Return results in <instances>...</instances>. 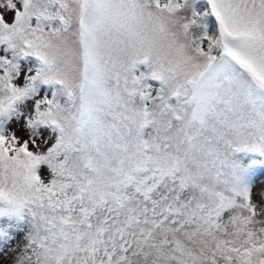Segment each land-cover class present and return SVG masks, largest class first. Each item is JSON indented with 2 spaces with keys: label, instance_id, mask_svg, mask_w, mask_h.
Here are the masks:
<instances>
[{
  "label": "snow or ice",
  "instance_id": "6c2138e0",
  "mask_svg": "<svg viewBox=\"0 0 264 264\" xmlns=\"http://www.w3.org/2000/svg\"><path fill=\"white\" fill-rule=\"evenodd\" d=\"M264 0H0V264H264Z\"/></svg>",
  "mask_w": 264,
  "mask_h": 264
},
{
  "label": "rangeland",
  "instance_id": "374dc122",
  "mask_svg": "<svg viewBox=\"0 0 264 264\" xmlns=\"http://www.w3.org/2000/svg\"><path fill=\"white\" fill-rule=\"evenodd\" d=\"M256 179L258 183H264V170H258L256 172Z\"/></svg>",
  "mask_w": 264,
  "mask_h": 264
}]
</instances>
